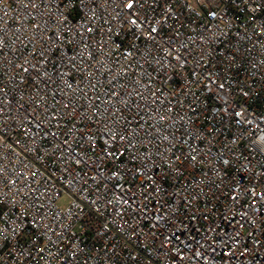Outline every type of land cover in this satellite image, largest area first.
I'll return each instance as SVG.
<instances>
[{
    "label": "built area",
    "instance_id": "built-area-1",
    "mask_svg": "<svg viewBox=\"0 0 264 264\" xmlns=\"http://www.w3.org/2000/svg\"><path fill=\"white\" fill-rule=\"evenodd\" d=\"M0 264H264V0H0Z\"/></svg>",
    "mask_w": 264,
    "mask_h": 264
},
{
    "label": "rangeland",
    "instance_id": "rangeland-1",
    "mask_svg": "<svg viewBox=\"0 0 264 264\" xmlns=\"http://www.w3.org/2000/svg\"><path fill=\"white\" fill-rule=\"evenodd\" d=\"M68 204V199L66 198V197H63L61 200H60V202H59V205L61 206V207H64V206H66Z\"/></svg>",
    "mask_w": 264,
    "mask_h": 264
}]
</instances>
